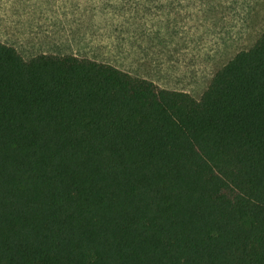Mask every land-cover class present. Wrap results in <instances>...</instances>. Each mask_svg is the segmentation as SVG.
I'll use <instances>...</instances> for the list:
<instances>
[{
  "label": "trees",
  "instance_id": "trees-1",
  "mask_svg": "<svg viewBox=\"0 0 264 264\" xmlns=\"http://www.w3.org/2000/svg\"><path fill=\"white\" fill-rule=\"evenodd\" d=\"M0 264H264V32L200 99L0 41Z\"/></svg>",
  "mask_w": 264,
  "mask_h": 264
},
{
  "label": "rangeland",
  "instance_id": "rangeland-1",
  "mask_svg": "<svg viewBox=\"0 0 264 264\" xmlns=\"http://www.w3.org/2000/svg\"><path fill=\"white\" fill-rule=\"evenodd\" d=\"M264 32V0H0V41L75 54L200 99Z\"/></svg>",
  "mask_w": 264,
  "mask_h": 264
}]
</instances>
